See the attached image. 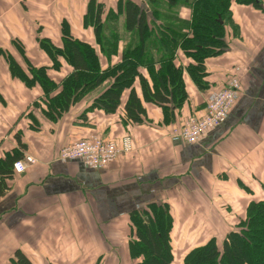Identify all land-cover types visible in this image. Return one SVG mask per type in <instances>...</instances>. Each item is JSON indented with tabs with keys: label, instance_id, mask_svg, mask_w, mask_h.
I'll return each mask as SVG.
<instances>
[{
	"label": "crops",
	"instance_id": "obj_1",
	"mask_svg": "<svg viewBox=\"0 0 264 264\" xmlns=\"http://www.w3.org/2000/svg\"><path fill=\"white\" fill-rule=\"evenodd\" d=\"M127 1L154 25L152 40L144 46L147 59L173 56L187 97L179 107L167 109L142 102L141 124L124 114L128 90L114 114L87 111L92 102L82 99L51 119L38 86L27 88L10 76V82H0V161L13 156L36 160L5 180L0 264H10L15 250L32 264H137L141 258L128 253L129 242L135 241L130 215L150 204L164 205L171 219L173 264H183L190 250L212 238L222 242L251 200H264V0H258V8L230 0L220 24L226 50L204 60L200 85L191 75L195 62L180 49L181 39L165 32L166 26L176 25L173 17L189 23L192 10L177 6L174 13L165 12V0H0V48L14 55V42L31 65L48 67L59 86L71 68L60 59L59 69H51L37 41L44 38L59 46L61 24L66 23L73 38L95 48L101 70L114 67L125 49L137 45L135 33L125 27ZM168 38L175 42L172 46ZM235 68L241 90L225 122L195 144L173 142L172 130L190 116L202 117L206 103L227 86ZM140 72L151 87L146 68ZM133 88L142 99L137 81ZM126 134L131 152L103 170L58 158L61 148L78 140L98 136L118 141Z\"/></svg>",
	"mask_w": 264,
	"mask_h": 264
},
{
	"label": "trees",
	"instance_id": "obj_2",
	"mask_svg": "<svg viewBox=\"0 0 264 264\" xmlns=\"http://www.w3.org/2000/svg\"><path fill=\"white\" fill-rule=\"evenodd\" d=\"M235 1L258 8V0ZM165 3V12L174 13L173 9L177 6L192 10L189 23L173 17L176 25L173 29L166 26L165 32L175 33L181 39L180 49L195 62V73L191 75L194 82L200 85L198 74L204 75V60L226 50L224 33L218 20L228 13L230 0H165ZM124 9L125 27L127 31L135 33L137 45L124 50L120 64L101 70L95 48L73 38L67 24L62 23L59 46L44 38L37 41L40 49L51 61V69H59L60 59L71 68L72 72L60 85L58 86L48 74V67H34L23 52L21 58L25 68L12 56H8L10 77L27 88H40L45 96L43 102L47 107L46 114L52 117L51 119L67 112L71 106L81 101L85 94L97 90L104 82L109 83L94 97L90 108L105 114H114L120 107L123 92L128 90L123 111L127 120L133 124L145 121L142 102L152 103L162 109H167L170 104L179 107L187 97L182 70L176 67L173 56L167 53H163L158 60L147 59V54L143 52L144 46L152 40L154 25L147 24L143 12L133 3L127 1ZM183 29L190 31V34L188 35V31H181ZM94 31L96 43L100 46L102 38L98 37L96 29ZM168 40L170 46L175 43L172 38ZM158 42L160 46L168 47L166 41L160 39ZM141 67L146 68L151 87L140 72ZM136 81L142 99L133 88ZM58 87V93L53 96ZM18 158L6 157L0 161V197L8 190L5 180L14 174L12 166ZM261 187L264 188V182ZM130 219L134 225L135 241L129 242V256L132 259L141 258L137 264H173L171 219L164 205L150 204L142 212L132 213ZM10 264L32 263L21 251L15 250ZM183 264H264V200H251L245 216L226 233L221 243L212 238L206 244L190 250L184 256Z\"/></svg>",
	"mask_w": 264,
	"mask_h": 264
},
{
	"label": "built area",
	"instance_id": "obj_3",
	"mask_svg": "<svg viewBox=\"0 0 264 264\" xmlns=\"http://www.w3.org/2000/svg\"><path fill=\"white\" fill-rule=\"evenodd\" d=\"M239 89V80L233 78L227 88L211 97L203 117H189L180 128L172 131V141L194 144L206 132L222 124L230 107L238 97ZM130 151L131 139L129 136L122 137L118 142L92 136L63 147L60 149L58 157L63 161L81 160L87 167L93 170H101ZM34 164L35 159L26 157L24 160L15 161L13 170L16 173H22L27 166Z\"/></svg>",
	"mask_w": 264,
	"mask_h": 264
},
{
	"label": "rangeland",
	"instance_id": "obj_4",
	"mask_svg": "<svg viewBox=\"0 0 264 264\" xmlns=\"http://www.w3.org/2000/svg\"><path fill=\"white\" fill-rule=\"evenodd\" d=\"M11 45L13 46V48L16 52V54H14V55L11 54L8 49L0 48V51L2 52V53H0V82H10L8 79V77L10 76L9 72H8L10 68H9V62L7 60L9 55L12 56L18 64H21L25 68L24 61L21 58L22 53H21L19 47L14 42L13 43L11 42ZM108 83L109 82H104V84L100 88H98L97 90H93L92 92H89L87 95L85 94V96L82 99H85V100L87 99V101L92 102L93 98L95 96H97L98 93L102 90V88L106 87V85H108ZM90 105H91V103L89 104L87 111L93 110L90 108ZM262 189L264 190V188H262ZM219 243H221V242H219ZM172 256H173V253H172ZM173 259H174V257H173ZM174 264H179V263L174 262Z\"/></svg>",
	"mask_w": 264,
	"mask_h": 264
},
{
	"label": "water",
	"instance_id": "obj_5",
	"mask_svg": "<svg viewBox=\"0 0 264 264\" xmlns=\"http://www.w3.org/2000/svg\"><path fill=\"white\" fill-rule=\"evenodd\" d=\"M218 22H219V24H221V20L220 19L218 20Z\"/></svg>",
	"mask_w": 264,
	"mask_h": 264
}]
</instances>
